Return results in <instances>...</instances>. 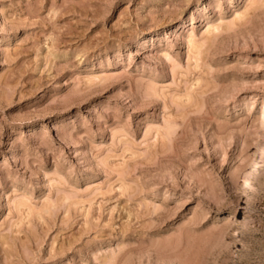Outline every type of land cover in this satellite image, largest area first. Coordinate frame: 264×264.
I'll return each instance as SVG.
<instances>
[{
	"label": "rangeland",
	"instance_id": "1",
	"mask_svg": "<svg viewBox=\"0 0 264 264\" xmlns=\"http://www.w3.org/2000/svg\"><path fill=\"white\" fill-rule=\"evenodd\" d=\"M262 98L264 0H0V264H264Z\"/></svg>",
	"mask_w": 264,
	"mask_h": 264
},
{
	"label": "bare ground",
	"instance_id": "2",
	"mask_svg": "<svg viewBox=\"0 0 264 264\" xmlns=\"http://www.w3.org/2000/svg\"><path fill=\"white\" fill-rule=\"evenodd\" d=\"M238 14H239V12H237ZM237 13H235V14H237ZM241 16H242V14H241ZM240 16V17H241ZM235 17H237L236 15H235ZM239 17V16H238ZM217 25H206V27H205V31L206 32H210V31H212L213 29H217ZM192 40V39H191ZM194 40V39H193ZM193 40H192V42H193ZM197 41V40H196ZM194 42H195V40H194ZM193 42V43H194ZM192 43V44H193ZM258 121H259V129H260V131L261 132H263L262 131V129H263V127H264V98H262L261 99V101H260V107H259V111H258ZM262 156V155H261ZM260 157V155L258 156V158ZM261 159H263V157H261ZM253 161V163L252 164H250V169L248 170V171H246V172H244V173H242L241 174V176H242V178L244 179L243 181L244 182H246V183H250L251 181V178L254 176V175H256L259 171H260V167H261V163H262V161H259L258 159H253L252 160ZM248 167V166H247ZM248 169V168H247ZM246 169V170H247ZM241 172V171H240ZM240 176V175H239ZM228 215H232V212H230V213H228ZM220 232V231H219ZM218 232V234H220L221 232H222V230H221V232L219 233ZM223 233V232H222ZM236 245V244H235ZM238 247V246H237ZM236 247V248H237ZM192 257V256H191ZM192 262H193V260H192ZM189 263H190V260H189ZM191 264V263H190Z\"/></svg>",
	"mask_w": 264,
	"mask_h": 264
}]
</instances>
